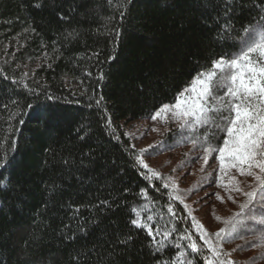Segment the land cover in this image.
Returning <instances> with one entry per match:
<instances>
[{
  "label": "trees",
  "instance_id": "1",
  "mask_svg": "<svg viewBox=\"0 0 264 264\" xmlns=\"http://www.w3.org/2000/svg\"><path fill=\"white\" fill-rule=\"evenodd\" d=\"M261 16L264 0H0V264H206L192 217L214 233L216 216L242 211L223 250L264 264V226L240 208L246 197L227 200L215 154L200 170L194 133L171 126L149 147L130 131L236 54L237 33ZM181 150L198 156L152 166ZM138 156L161 178L147 179Z\"/></svg>",
  "mask_w": 264,
  "mask_h": 264
},
{
  "label": "snow or ice",
  "instance_id": "2",
  "mask_svg": "<svg viewBox=\"0 0 264 264\" xmlns=\"http://www.w3.org/2000/svg\"><path fill=\"white\" fill-rule=\"evenodd\" d=\"M237 36L240 43L236 54L221 56L210 67L198 72L190 85L179 93L176 102L163 105L151 119L160 118L167 123L171 114L182 133H194L187 135L186 139L194 146L198 145L202 152L197 158L203 161L200 170L204 171L215 154L218 186L228 193L227 200L235 203L233 193L246 197L240 208L247 209V215L256 224L264 226V16L254 24L244 26L243 34L238 32ZM157 147L163 149V145ZM141 156L137 157V163L150 173L146 178H161L160 173L145 163ZM168 179L173 198L183 203L178 195L179 185L171 177ZM249 179L251 183H248ZM164 187L168 188L169 183ZM216 197L221 203L226 202L224 196L216 194ZM257 206L261 210L259 215L256 214ZM168 211L175 215L171 206ZM136 215L137 219L132 223L146 228L152 240L159 244L153 229L140 222L139 212ZM244 216L243 211L229 219L216 216L217 222L225 227L214 233H209L192 217L200 239L211 254L210 257L205 256L206 264H236L230 259L231 253L224 252L223 244L235 238L238 226L244 223ZM163 235L168 238L171 232L165 231ZM183 238L190 241L188 247L193 252H200V247L190 235ZM175 264H183V261L178 257Z\"/></svg>",
  "mask_w": 264,
  "mask_h": 264
},
{
  "label": "rangeland",
  "instance_id": "3",
  "mask_svg": "<svg viewBox=\"0 0 264 264\" xmlns=\"http://www.w3.org/2000/svg\"><path fill=\"white\" fill-rule=\"evenodd\" d=\"M171 126L178 127L179 124L178 122L171 117V114H169L168 122L165 123L163 119L157 118L156 120H150L149 122L144 121L142 123L134 124V126L131 127V132L133 134H138V137L142 139V136L146 135V141L148 143V146H153V144L156 143V141L159 139V137H162L164 133L169 130ZM149 137L153 138L154 140L151 142ZM150 143V144H149ZM144 146L145 143H144ZM185 155V156H184ZM194 155L195 157L198 156V151L194 152H189L185 154V151L181 150L178 152H174L169 155V159H165L164 157L161 159H158V162L152 163V166L155 167L156 169L159 168H165L166 170H171V168L176 167L178 164H180L181 160L184 159H189ZM193 156V157H194ZM186 157V158H185ZM167 158V157H166ZM167 166V167H165ZM191 174V177H189L190 180H188V184L194 183L196 184L198 182L199 176L196 174V170H191L188 175ZM175 175L176 172H175ZM178 176V175H177ZM186 183V182H185Z\"/></svg>",
  "mask_w": 264,
  "mask_h": 264
}]
</instances>
